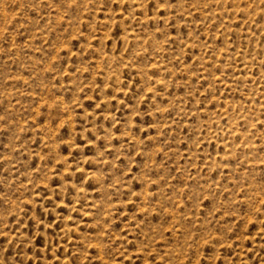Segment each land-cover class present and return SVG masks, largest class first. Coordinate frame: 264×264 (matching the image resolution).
<instances>
[{
    "label": "rangeland",
    "instance_id": "rangeland-1",
    "mask_svg": "<svg viewBox=\"0 0 264 264\" xmlns=\"http://www.w3.org/2000/svg\"><path fill=\"white\" fill-rule=\"evenodd\" d=\"M0 264H264V0H0Z\"/></svg>",
    "mask_w": 264,
    "mask_h": 264
}]
</instances>
